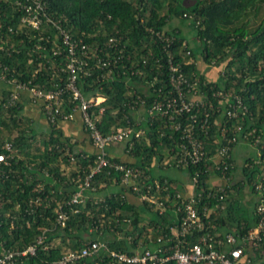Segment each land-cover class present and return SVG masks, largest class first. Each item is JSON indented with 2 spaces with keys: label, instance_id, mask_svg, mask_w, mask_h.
<instances>
[{
  "label": "trees",
  "instance_id": "1",
  "mask_svg": "<svg viewBox=\"0 0 264 264\" xmlns=\"http://www.w3.org/2000/svg\"><path fill=\"white\" fill-rule=\"evenodd\" d=\"M45 1L53 18L73 38H81L94 48L102 47L100 55L103 58L109 55L117 58L108 75H103L106 69L93 67L92 75L77 81L85 95L100 94L105 98L101 103L104 113L98 125L104 134L112 128L135 123L128 104L136 107L144 100L146 109L154 99L167 94V52L173 55L175 63L187 77L197 80V90L211 100L213 107L209 110L205 132L197 128L207 149L206 158L198 165H189L185 172L191 179L198 171V182L193 189L195 192L203 189V192L197 207L210 209L209 219L217 234H222L219 230L225 228L238 237L246 236L259 219L264 218V211L260 213L257 210L259 203L264 205V0ZM10 3L11 0H0V30L4 34L8 33V25L15 26L18 14L14 13L15 19L8 17L5 11ZM174 18L187 22L194 31L195 49L188 46L179 28L166 29ZM166 37L171 41H165ZM110 38H116V44L109 45ZM9 43L13 46L9 47ZM36 43V39L29 40L26 34L12 35L8 42H2L7 51L0 50V71L6 67L8 78L15 77L19 81L31 79L34 85L46 83V87L52 88L48 81L51 71L47 68L36 74L33 71L41 60L37 58ZM45 44L50 52L52 45L49 42ZM187 50L189 54H186ZM30 57L37 59L28 63ZM212 66L219 67L222 72H204ZM52 82H59L58 76L53 77ZM2 84L0 152L5 141L12 143V150L8 164H0V255L9 249H24L34 243L45 228L48 230L44 232L43 245L38 246L35 256L25 258L24 264H55L63 251L80 249L89 238L103 241L110 250L131 253L139 239L143 244L149 243L148 235L151 234L155 241L163 232L170 234L172 225H178L179 216L175 218L169 210L159 213L157 208L141 203L134 191L120 186L119 173L114 170L99 171L90 182L91 187H95L92 193L103 196L102 201L93 203L88 199L85 205L70 203L77 185L94 165L95 148L89 136L92 150L87 151L77 149L76 144L64 135L60 124L66 120L58 119L51 123L47 119L50 130L39 132L30 118L23 114L21 98L12 105L8 104L10 89ZM218 91L239 96L246 108L245 113L230 119L223 115L225 105L213 96ZM75 102L71 94L65 93L62 110L65 113L71 111ZM201 117L200 110L197 118ZM145 119L139 126L145 129L148 142L143 137L135 141L130 150H127L126 143L124 158L110 153L109 156L140 167L138 186L141 180L150 182L155 177L160 182L175 181L162 173L164 167L169 168L161 162L169 158L171 147L177 150L178 133L162 128L163 122L158 115L154 116L151 124L147 114ZM216 119L218 124L214 122ZM222 124L226 125V135L236 136L237 141L231 144L232 166L225 173L229 183L220 198V193L211 196L214 192L207 178L222 181L221 172L212 169L211 160H208L215 146L222 141L219 135ZM171 134L173 138L169 137ZM240 139L254 144L259 154L245 158L241 166L242 178L234 182L232 175L236 166L232 152ZM35 141L41 145L33 146ZM69 153L75 157L74 162L70 160ZM153 161L155 166H151ZM71 166L74 167L67 172ZM177 170L184 171L181 168ZM211 175L218 176L214 178ZM176 182L175 186H169L170 194L191 188L189 181ZM244 187L252 198L243 200L241 192ZM208 192H211L209 196ZM36 196L41 197L42 203L29 212V201ZM177 201L172 198L166 202L172 206ZM59 206L67 212L63 226L56 222L55 209ZM149 227L150 232L147 230ZM260 235L255 244L244 241L243 254L237 264H264V230ZM194 238L187 237L191 241ZM44 245L47 248L44 249ZM106 256L101 250L98 258L105 260ZM82 261L84 264L94 263L90 258ZM168 264L174 263L170 261Z\"/></svg>",
  "mask_w": 264,
  "mask_h": 264
},
{
  "label": "built area",
  "instance_id": "2",
  "mask_svg": "<svg viewBox=\"0 0 264 264\" xmlns=\"http://www.w3.org/2000/svg\"><path fill=\"white\" fill-rule=\"evenodd\" d=\"M5 12H7L8 17L14 19V13L18 14L16 22H14L15 26L8 25L6 27L7 34L0 30V50L7 51L2 42H8L12 35L26 34L29 36V40L36 39L37 43L34 44V47L38 51L37 58L41 60H38L37 67L33 71L36 74L42 68H47L51 71L48 81L53 85L52 88H49L46 87V83L34 85L31 79L19 81L15 77L8 78L5 73L6 67H3L0 71V82L10 86L8 104L12 105L19 101L21 93L27 91L31 100L41 103V107L51 123H55L58 119L71 120L74 118L75 112L78 111L84 129L95 148L94 165L83 181L77 185L78 189L72 195L70 203L85 205L88 199L93 203L102 201L103 196L92 193L95 187H91L90 182L94 174L99 171L107 170L110 172V170H114L119 173V185L134 191L141 203H147L157 208L159 213L169 210L175 215V218L179 216V223L170 227V234L163 232L155 238V241L149 234V243L143 244L142 240L139 239L131 253L110 250L103 241L97 238H89L80 249L63 251L61 258L55 264H84L85 262L82 260L85 258L94 260L93 264H168L170 261L174 264H237L243 254L244 241L249 240L255 244L260 238V234L264 230V218L259 219L246 236L238 237L233 232H225L219 235L209 219L210 209L206 206L201 209L197 207L203 192V189L197 192L193 189L198 182V171L191 179L186 175L187 180L191 183L189 190L170 194L169 186L172 184L167 183L166 180L160 182L156 177L150 182L141 180V185L138 186L140 167L114 160L106 150V146L122 144L125 147L126 143L127 150H130L135 141L143 137L148 142L145 135L146 131L139 124L142 120H146V114L150 119L149 124L152 123L154 116L158 115L163 122L162 128L167 127L178 133L177 150L171 147L169 149L171 151L170 159L164 158L161 165L175 170L180 168L185 170L189 165H198L206 158L207 149L197 133V128L199 131L205 132L203 130L208 122L209 110L213 107V103L199 93L196 88L197 80L195 78L191 80L187 77L179 64L175 63L173 55L167 52V83L169 87L167 94L162 98L154 99L150 107L146 109L144 100H141L140 106L143 107L144 114L140 120H135L133 124L112 128L110 132L104 134L98 125L104 113V107L101 103L105 98L100 94L89 93L85 95L78 87L77 81L79 78L92 75L93 67L106 69L103 75H108L113 70L111 64L116 62L117 58L114 59L110 55L103 58L100 55L102 47L94 48L81 38H73L53 18V13L48 9L45 0H11ZM1 27L2 24L0 23V29ZM157 36L162 38L160 34ZM20 40L22 41L23 38L21 37ZM116 41V38H110L108 43L109 45L111 43L116 44ZM165 41H171V39L166 37ZM47 42L52 45L50 52H48L45 44ZM11 46L13 44L9 45V47ZM186 54H189L188 50ZM37 58L30 57L28 63ZM91 62L92 65H90ZM185 62L188 63L189 61ZM55 76H58L59 82L53 83L52 80ZM67 92L76 102L72 110L65 113L61 108V102L62 96ZM213 96L218 97L225 105H223V115L228 119L235 118L246 111L237 95L218 91L213 93ZM158 97L161 95L158 94ZM230 98L233 101H229ZM128 107L131 110L137 108L133 104H128ZM200 110L202 117L199 119L197 114ZM145 112L147 113L145 114ZM214 122L218 124L219 120L216 119ZM239 128L237 127V129ZM226 132V125L222 124L219 134L222 141L215 146L214 153L208 156V160H211L212 169L219 170L222 174L221 182L212 177L207 178V182L214 192L211 196L220 193V198L224 196L229 183V178L225 177V173L232 166L231 144L237 141L236 136H227ZM161 134L163 135V133ZM169 137L173 138L172 134ZM214 141L217 142L218 140L215 139ZM1 148L0 157L2 159H0V164H8L12 143L5 141ZM69 157L74 162L75 157L71 153H69ZM155 165L156 163L153 161L151 166ZM157 167L159 166L157 165ZM165 169L167 168L164 167ZM211 176L215 178L218 175ZM222 177H224V181ZM210 193L208 192L207 195L209 196ZM172 198L178 201L170 206L166 201ZM41 203V197L31 198L29 212L33 211L35 205L38 206ZM223 207L224 205L221 206V208ZM257 210L260 213L263 212L264 205L259 203ZM55 213L57 214V224L63 226L67 219V212L59 206L55 209ZM47 230L45 228L42 234L36 237L34 243L27 245L24 249H9L2 252L0 264H24L25 258L35 256L38 246L43 245L44 232ZM147 230L150 232L151 228L149 227ZM188 236L195 237L194 241L188 240ZM43 248H47V245H44ZM101 250H104L107 255L105 260L98 258ZM96 258L97 261H95Z\"/></svg>",
  "mask_w": 264,
  "mask_h": 264
},
{
  "label": "crops",
  "instance_id": "3",
  "mask_svg": "<svg viewBox=\"0 0 264 264\" xmlns=\"http://www.w3.org/2000/svg\"><path fill=\"white\" fill-rule=\"evenodd\" d=\"M2 84V82H0ZM7 88H10L8 84L6 85L4 82L3 84ZM22 106H23V114L26 115L32 121L33 127H35L39 132H48L49 126L47 122V117L41 107V103L34 102L30 98V94L27 91H23L20 95ZM77 112V111H76ZM63 133L65 136H68L72 142L76 144V148L79 150H92V146L88 136L83 129L82 122L79 117V113L74 114V118L71 120L62 121L60 124ZM108 152L113 156L124 158V149L121 144H114L108 147ZM170 170V169H169ZM168 171V169L163 170ZM165 173V172H164ZM170 179L175 180L170 182L173 186L177 184L176 180L172 177ZM219 232H227L225 228L219 230Z\"/></svg>",
  "mask_w": 264,
  "mask_h": 264
},
{
  "label": "rangeland",
  "instance_id": "4",
  "mask_svg": "<svg viewBox=\"0 0 264 264\" xmlns=\"http://www.w3.org/2000/svg\"><path fill=\"white\" fill-rule=\"evenodd\" d=\"M172 27H177L181 31L182 35L187 40V44L189 47L196 48V41L194 40V31L189 27L187 22L182 23L178 18H174L166 27L167 30H170ZM202 68H204L202 66ZM209 68V67H208ZM204 69V72H210V74L213 73H221L222 71L219 70V67L212 66L209 69ZM202 70V69H201ZM135 120H140L143 116V107L137 106V108H134L131 113ZM39 137V136H38ZM39 141H35L33 146H40ZM122 145V144H121ZM123 146V145H122ZM106 150H108V146H106ZM259 154L256 151L255 145L252 143L247 142L246 140H240L236 146L233 149V159L234 164L236 166V169L232 175V181H238L242 178V172H241V166L244 164L245 158L250 154ZM74 166L68 167L67 172H69ZM158 170V169H157ZM165 174L169 177H172L174 179H177L179 182L184 183L187 180L186 172L184 171H178L175 169H168V171H164ZM163 173V171H162ZM241 195L243 197V200H247L252 198L251 193L248 191L246 187L242 189ZM225 233V232H224Z\"/></svg>",
  "mask_w": 264,
  "mask_h": 264
},
{
  "label": "snow or ice",
  "instance_id": "5",
  "mask_svg": "<svg viewBox=\"0 0 264 264\" xmlns=\"http://www.w3.org/2000/svg\"><path fill=\"white\" fill-rule=\"evenodd\" d=\"M0 159H2V157H0Z\"/></svg>",
  "mask_w": 264,
  "mask_h": 264
}]
</instances>
